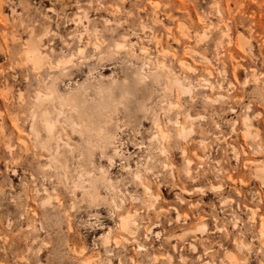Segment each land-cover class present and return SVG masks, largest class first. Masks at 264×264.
Wrapping results in <instances>:
<instances>
[{"label": "rangeland", "instance_id": "374dc122", "mask_svg": "<svg viewBox=\"0 0 264 264\" xmlns=\"http://www.w3.org/2000/svg\"><path fill=\"white\" fill-rule=\"evenodd\" d=\"M0 1V264H264V0ZM29 27L73 62L16 67ZM177 78L189 92L165 89Z\"/></svg>", "mask_w": 264, "mask_h": 264}, {"label": "bare ground", "instance_id": "6f19581e", "mask_svg": "<svg viewBox=\"0 0 264 264\" xmlns=\"http://www.w3.org/2000/svg\"><path fill=\"white\" fill-rule=\"evenodd\" d=\"M73 1V0H72ZM92 1V0H91ZM97 1V0H96ZM101 1V0H100ZM124 6L126 5V0H119ZM150 2H151V0H149ZM148 1V2H149ZM80 2V1H79ZM87 2V1H86ZM155 2V1H154ZM154 2H152V3H150L153 7H154V10H157L158 11V8H159V3H154ZM62 3L64 4V6H65V4L66 3H68L67 2V0H62ZM61 3V4H62ZM77 3H78V1H77ZM62 4V5H63ZM80 4V3H79ZM78 4V5H79ZM89 4V3H88ZM92 4V3H91ZM94 5H96V4H94ZM128 5V4H127ZM127 5H126V9L128 8L127 7ZM174 5L175 6H178V7H180V8H185V5H184V3H182V2H180V4H177L176 3V1L174 2ZM92 6V5H91ZM100 6L102 7V6H104L103 4H100ZM110 6H112L111 4H110ZM146 6V5H145ZM145 6H144V8H145ZM3 5H1V1H0V13H2L3 12ZM97 7V6H96ZM113 7V6H112ZM76 8H79V7H76ZM94 7L92 6V9H93ZM123 8H125V7H123ZM143 8V7H142ZM91 9V10H92ZM102 9V8H101ZM143 10V9H142ZM84 11H86V10H84ZM157 11H155V12H157ZM76 12H77V10H76ZM80 12V11H79ZM83 12V11H82ZM97 12V11H96ZM111 13H112V15H113V19H115L114 21H116L117 20V18L120 16V14H121V10H120V8L117 6V7H115V10H113V11H111ZM2 15V14H1ZM75 15V14H74ZM110 15V14H109ZM111 16V15H110ZM157 16V15H156ZM78 17H80V16H78ZM89 17V16H88ZM86 18V17H85ZM112 18V17H111ZM169 18V17H168ZM88 19V18H87ZM156 19V18H155ZM111 20V19H110ZM147 20V19H146ZM73 22H75V24H79L80 26H84V29H85V32L87 33V34H89V32H91L90 31V29H88V25L87 26H85V24H84V22H83V19H81V18H79L78 20H76V21H74V20H72ZM72 22V23H73ZM104 23L107 25L108 23H109V21L108 20H105L104 21ZM141 23V22H140ZM77 24V25H78ZM142 26V30H144V28H145V26H144V24H142L141 25ZM23 27H25V26H23ZM98 27L96 26V27H94V29H93V32L95 33H93L94 35H97V34H100V32H99V30L97 29ZM26 30V32H28V34H29V38H28V40L27 41H25L26 43H25V46H24V49H23V51H22V53L19 55V58L20 59H18L19 61L18 62H16L17 64V66L16 67H23L24 68V66L25 65H30L31 66V70H33V71H35V72H37V73H41L42 72V70L46 67H48V69L49 70H59V69H62V68H67V66H69L72 62H73V59L75 58V56H76V54H71L69 57H62V58H60L59 59V61H58V63H53L52 61H51V58H50V55L48 54V53H46V52H44V50H43V48H44V46H43V39L41 38V37H37L36 35H35V32H34V30L33 29H30V27L29 28H26L25 29ZM4 32H6V31H4ZM92 33V32H91ZM47 34V33H46ZM45 34V35H46ZM90 35V34H89ZM92 35V34H91ZM92 37H93V35H92ZM13 38H14V36H13ZM14 40V39H13ZM82 40H83V33H81L80 35H79V41L80 42H82ZM102 41H104L103 39H102ZM101 41V42H102ZM13 42V41H12ZM61 42H62V40H61ZM105 42V41H104ZM103 43V42H102ZM64 44V43H63ZM65 44H66V42H65ZM66 45H68V44H66ZM66 45H64V46H66ZM90 45H92L93 47H94V49L96 50V51H98L99 49H100V43L98 42V39H96V38H94V41H92L91 42V40H90V38H88L87 40H86V42H85V49H86V47H88V46H90ZM126 44H125V42H121V43H119L118 45H117V47H118V49H124L126 46H125ZM142 46V45H141ZM117 47H116V49H117ZM83 48V47H82ZM85 49H79V52L78 53H80V54H82V53H84V51H85ZM163 49V48H162ZM101 50V49H100ZM141 51L143 52V54L145 55L146 54V52H147V47H142L141 48ZM167 51H168V49H167ZM169 53H170V51H169ZM0 54H5V55H7V52L4 50V48L0 45ZM4 55V56H5ZM169 55V54H168ZM1 56H3V55H1ZM22 58V59H21ZM161 63V62H160ZM27 67V66H26ZM163 67V69H165V68H167L168 66L166 65V64H163V62L161 63V68ZM26 69V68H25ZM170 69V68H169ZM27 70H25L24 72H26ZM254 71V70H253ZM22 73V72H21ZM41 77H43V76H41ZM156 78H155V80L156 81H158V79L160 78V75H157V76H155ZM177 80H179L178 78H177ZM141 82L139 83L140 85L141 84H143L142 83V81H144L143 80V78L140 80ZM145 82V81H144ZM155 83V82H154ZM144 85V84H143ZM142 86V85H141ZM147 86V85H146ZM178 87V88H180V90L182 91V93H187V92H189V89L187 88V87H185L184 86V83L183 82H181L180 80L179 81H172L171 79L169 80H167V85H166V87H165V89L168 91V90H170V91H172L173 90V88L174 87ZM11 88V87H10ZM147 89V88H146ZM34 100H35V102H36V104L38 105V107H43V109L41 110V113H40V115H41V117H40V121H41V124H42V127L44 128V130L54 139L55 138V128H56V124L57 123H59V119H57V120H52V117H51V114H50V112L49 111H47V106H45V105H48V106H52L53 105V102H54V99H53V96L50 94V93H47V92H44V91H42V90H36L35 92H34ZM18 98H19V100H23V95L21 94V92L19 93V96H18ZM177 106V104H175V105H173L172 107H176ZM179 106V105H178ZM63 112L62 111H59V115L60 114H62ZM12 116H13V119H14V122L15 123H19V117H18V114L16 113V111L14 110V111H12ZM36 120H37V117L36 116H33V122L35 123L36 122ZM160 127V129H159V132H160V136L162 137V139L163 140H166V139H168L169 138V134H168V131H166L165 129H164V127H161V126H159ZM73 129H74V131H76V132H78V133H89L92 129H89V127L88 126H86V127H83V126H81L80 124H78V123H75V122H73ZM32 130H33V132H34V135H35V137L36 138H38V137H40V133L35 129V124H33L32 125ZM189 134H190V131L184 126V125H181V127H180V130H179V132H178V137L179 138H181V139H187V137L189 136ZM100 135H101V139L104 141V143H105V145L107 144V142H108V137H109V135H110V133H109V131L108 130H104V129H102L101 130V133H100ZM20 141H21V143L23 144V147H24V150L25 151H28V144L22 139V138H20ZM61 141H63L64 142V139H62L61 138ZM65 145L68 147V148H70L71 146H70V144L68 143V142H65ZM167 149H165V147H163L162 149H161V152L163 153V154H165V153H167ZM184 154H185V151H184ZM189 163V162H188ZM190 164V163H189ZM166 166V165H165ZM166 167H170V166H166ZM263 173V170L262 171H260L259 173H258V175H261ZM101 179L104 181V180H106V177H105V172H103L102 171V173H101ZM106 182V181H105ZM219 187V186H218ZM220 188V187H219ZM147 192H150V190L151 189H149L146 185H145V188H144ZM216 188H214V190H215ZM47 193V192H46ZM153 197H154V195H152ZM151 196V197H152ZM159 198V195H156L155 196V200L157 201V199ZM56 199H57V197H56ZM46 204H49V201H46V202H44V206H46ZM49 206V205H48ZM117 208V207H116ZM254 213V212H253ZM256 213V212H255ZM132 222H133V220H132V217L128 214L127 216H124V218L122 219V221H121V227H122V229L123 230H125V231H130V225L132 224ZM263 224L261 225L262 226V235H263V237H264V222H262ZM105 243L107 244L108 243V239H106V241H105ZM80 254V253H79ZM96 261H94L93 259H90V260H87V261H85L84 262V264H93V263H95Z\"/></svg>", "mask_w": 264, "mask_h": 264}]
</instances>
